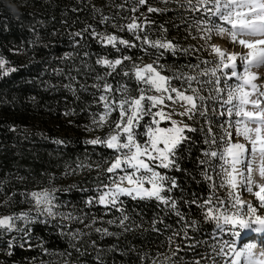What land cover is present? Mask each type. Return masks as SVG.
I'll use <instances>...</instances> for the list:
<instances>
[{"label": "trees", "instance_id": "16d2710c", "mask_svg": "<svg viewBox=\"0 0 264 264\" xmlns=\"http://www.w3.org/2000/svg\"><path fill=\"white\" fill-rule=\"evenodd\" d=\"M182 1L148 0L138 5L137 0H10L20 7L14 16L6 0H0V58L5 61L0 68V217H37L32 222L15 220L10 231L0 228L2 264H210L215 222L204 219L205 209L199 204L208 198L229 199L228 189L218 187L216 172L199 163L207 159L206 149L216 148L205 142L209 127L216 137L223 134L216 111L209 109L207 117H185L195 131L185 132L190 139L178 150L180 170L158 169L176 179L178 187L167 193L176 200V210L125 195L116 207L89 205L98 192L76 174L78 155L99 153L100 161L113 152L102 144L93 148L86 143L87 135H93L87 132L93 117L101 109L99 96L106 94L94 87L99 83L95 76H104L113 89L122 84L131 89L130 76L123 73L131 74L139 61L158 64L166 74L185 73L200 61L182 38L191 23ZM149 6L157 11L148 12ZM134 19L143 25L137 32L141 40L127 30ZM109 35L136 46L113 47L105 39ZM144 36L173 42L178 51L152 48L143 42ZM101 58L122 59V64L113 70L97 64ZM109 72L112 75L106 76ZM150 119L144 117L141 125ZM211 163L219 171L218 162ZM206 171L212 177L215 173L216 182L206 178ZM61 172L66 180L59 182ZM46 186H59L53 193L55 216L31 211V193ZM123 215L129 218L121 225ZM73 233L79 235L73 239Z\"/></svg>", "mask_w": 264, "mask_h": 264}, {"label": "snow or ice", "instance_id": "6c2138e0", "mask_svg": "<svg viewBox=\"0 0 264 264\" xmlns=\"http://www.w3.org/2000/svg\"><path fill=\"white\" fill-rule=\"evenodd\" d=\"M147 2L148 0H137L138 5H146ZM188 8L193 12L204 13V16L194 19L195 27L205 34V39L212 34L227 35L232 43H238L248 51L242 54H226L219 48H213L217 55L215 67L203 69L199 77L214 79L205 80L196 75L163 76L160 74L158 64H149L143 68L137 67L131 74L124 72V76L132 75L135 78L137 96L131 95L127 84L113 89L104 76L97 75V80H103L104 83H97L94 87L102 93L119 92L121 95L113 97L101 94L99 101L103 102L105 112L99 117V121L94 120L93 123L99 124L105 121L114 110L119 111V119L113 125L115 134L109 135L106 139L90 140L88 143L102 144L118 153L107 168V172L115 173L120 170L122 173L118 177L120 183L127 181L131 187H121L120 183L115 184L113 188L105 185V190L101 191L98 197L89 199L87 203L91 205L95 202L116 207L118 203L123 204L119 198L125 195L133 200H155L170 210H176V200L167 195L173 188L178 187L176 179L157 169L180 170L178 150L190 139L185 132H192L195 129L187 125L180 126L176 121H172L171 115L174 111L166 114L160 106L165 105V100L173 104L183 101L186 110L181 115L189 116V118L196 115L207 117L208 108L205 101L214 99L223 109L220 116H226L228 119L223 122L216 121L223 129L220 137L211 134L212 129L209 127L210 136L205 142L215 145L216 148L215 150L211 147L206 149L203 155L207 159L200 160L199 163L209 165L216 172V175L220 177L218 187L228 189L229 199L208 198L200 203L199 207L205 209V220L214 221L215 228L221 235L228 232L233 239L221 240L212 245L210 264H264V259L254 256L255 245L244 242L250 232L264 233V215L257 214V208L250 203L245 204L239 195L240 189L253 193V189L259 187L254 194L260 201V208H264V184L258 185L254 177L256 173L264 178V106H262L264 105V99H262L264 92H258L257 85L253 83L257 76L252 71V69L264 67V0H188ZM137 10L133 9V11ZM147 11L155 12L157 9L149 6ZM126 27L128 31L133 32L137 40L142 39L137 34L143 31L142 24H138L134 19ZM246 37L251 39H246ZM105 39L113 47L117 43L128 48L136 46L113 35ZM143 42L152 48L170 50L173 53L178 51L175 44L170 41H149L147 36H144ZM122 59L130 58L123 57ZM122 59L113 61L101 58L96 63L115 70L117 65L122 64ZM237 60L243 66L242 72L237 71ZM4 64L5 61L0 58V68ZM226 69L230 71H225ZM15 70L11 69V71ZM218 72L221 75H218ZM105 75H112V73ZM233 78L239 82L235 85L228 84L227 81ZM174 79L182 80L186 87H174L172 84ZM205 86H209L207 97L201 95ZM147 91H156L160 95L149 96L145 94ZM213 93L215 96L212 95ZM153 108L158 110L153 112ZM211 110L216 111V107L213 106ZM144 117H151V120L141 125ZM165 119L169 120L171 126L159 127L160 120ZM139 137H144V139L141 140ZM236 138H241L244 142H237ZM56 143L62 142L56 141ZM213 160L218 162L219 171H216L217 166L211 163ZM205 176L209 181L213 180L207 171ZM145 184L149 187H145ZM213 187L217 185L214 184ZM31 196L35 201L38 216L57 215L53 211L55 197L51 192H32ZM191 202L197 203V200L193 199ZM176 214L183 219L179 211ZM128 218L127 215H123L120 224L124 225ZM17 219L32 222L37 217H30L28 213L4 217L0 219V228L12 230L14 221ZM109 223H115V221H109ZM191 226H195V221ZM96 231L103 235H113L107 229L97 228ZM184 234L187 236V231ZM77 235L79 233H73L72 238L75 239ZM176 235L179 233L173 234V236ZM237 238L239 246H237ZM248 238L253 239L254 237ZM260 243L264 245V239ZM173 255H176L175 251Z\"/></svg>", "mask_w": 264, "mask_h": 264}, {"label": "rangeland", "instance_id": "374dc122", "mask_svg": "<svg viewBox=\"0 0 264 264\" xmlns=\"http://www.w3.org/2000/svg\"><path fill=\"white\" fill-rule=\"evenodd\" d=\"M181 8L183 10H185V12H187V14H186L188 16L187 18H189L188 22H191L188 25H186V27H185V30L188 29V33H185L183 35V37H182L183 41L186 44H188L190 47H192L200 55L201 58H200V61L196 65H193V66H198V67H196V68L190 67L185 73H181V72H177V71H170L169 73L166 74L162 70L159 69L161 75H163V76L196 75L199 77V73L202 72L203 69H205V68L210 69V68L215 67L214 61H217V55L214 53L213 48H219L222 52H224L226 54H233V53L242 54V53H246L248 51L246 48L239 45L238 43H235V44L232 43L230 41V38L227 35L219 36V35L212 34V35H210V37L208 39H205V34L201 31H199L195 27L196 21L194 19V18H199V17L204 16V13L191 11L188 8V0L182 1V7ZM246 39H251V38L246 37ZM207 61H211L212 63H205ZM149 64H153V63H151L150 61H146V60L139 61L133 66L131 73H134L135 69L137 67L143 68ZM237 65H238L237 71L242 72L243 66L240 64L239 60H237ZM225 71H230V70L226 69ZM252 71L257 76V78L253 81V83H255L257 85L258 92H264V67H261L259 69H252ZM218 75H221V73L218 72ZM199 78L205 79V80L214 79L212 77H199ZM95 80L97 82H99L100 84L103 83L101 80L100 81L97 80V76H95ZM238 82L239 81H237L235 78L227 81V83L231 84V85H235ZM130 83H131V89H130L131 95L137 96L138 95V92L136 91L137 82L132 75H130ZM172 84L174 87H177V88H181L182 86L186 87V85L184 84V82L182 80H175L174 79L172 81ZM141 86H143V85H141ZM145 94L149 95V96H159L160 95V93H158L156 91H147ZM187 94H190V93H187ZM106 95L118 97L121 94L119 92H113L111 94H106ZM201 95H204L205 97L209 96V86H205ZM212 95L215 96V93H213ZM253 98H255V96H253ZM262 99H264V98H262ZM101 104H102L101 109H100L99 113L93 117V121L94 120L99 121V117L101 115H103L105 112V109L103 107V102H101ZM205 105L208 108V110L212 109L213 106L216 107V113H217L218 117L222 119L220 122H223V121L228 119L226 116H224V117L220 116V112L223 109H221L219 107V104L217 103L216 100H214V99L206 100ZM262 106H264V105H262ZM160 107L163 108V111L166 114L174 111V114L171 115L172 121H176L177 124H179L180 126L187 125L185 123V117H187V116L181 115V113H184L186 110V105L183 101H180V102L173 104L171 101L165 100V105H161ZM157 110L158 109L155 108L154 112ZM118 119H119V111L114 110L106 118L105 121H103L99 124L93 123V121H92V126L90 127V130L87 131V132H91V134H93L90 136L87 135L86 143L88 144V146L95 148L94 146H98L99 144L93 145V144L88 143V141L94 140L97 138L106 139L109 135L115 134L114 129H113V125ZM157 119L159 120V117H157ZM158 126L159 127H169V126H171V124H170L169 120L165 119V120H160ZM236 141L237 142H244L241 138H236ZM111 150L113 151L111 153V158L106 157V156L105 157L102 156L100 161H99V157H98V156H100L99 153H97L98 155H96V156H94V154L87 155L84 153V154L78 155L75 159L76 166L78 168L76 171V174L80 178H83L84 184H88L89 186H93V188H95V190H97L98 195L100 194L101 191L105 190V188H104L105 185H107L108 188H113L115 186V184L120 183V181L118 179V177L120 175H122L120 170H117L115 173H108L107 172V168L111 165V163L114 161L115 157L118 155V153L116 151H114L113 149H111ZM92 152H94V151H92ZM157 171H159V170L157 169ZM254 177L257 180L258 185L264 184V178H261L256 173H254ZM58 178H60L59 182L62 180L64 181V180H66V174L62 173V177L59 175ZM218 178L220 181L219 176H218ZM216 180H217V178H216V175L214 173L213 181L216 182ZM120 186L124 187V188L131 187L127 183V181L120 183ZM57 187H59V186H46V187H43L41 189H36L34 192L49 191L53 194L55 192L54 189H57ZM145 187H149V185L145 184ZM258 190H259V187H256L253 189V193H248L245 189H240L239 195L241 196V199L245 202V204L250 203L254 207L258 206L259 210H264V208H260V201L254 194ZM53 203H54V201H53ZM256 204H259V205L256 206ZM31 211H34L37 213V209H36L34 200L32 202V210ZM257 214L264 215V214H261L259 212H257ZM44 215H47V214H44ZM4 217H7V216H1L0 219H2ZM250 234L251 233H248V236L245 237V241H244L245 243L253 241V239L246 241V239L248 237H250ZM256 234H258V233H256ZM258 235H260V234H258ZM212 236L214 238L215 243H218L221 240L233 239V237H231L230 233L225 232L221 235L217 231L216 228L213 229ZM257 239H258V237H257ZM262 239H264V238H262ZM256 241H259V240H256ZM260 241H259V243H260ZM238 242H239V239L237 238V243ZM237 246H239V244H237ZM0 264H2L1 261H0Z\"/></svg>", "mask_w": 264, "mask_h": 264}, {"label": "clouds", "instance_id": "9594fccd", "mask_svg": "<svg viewBox=\"0 0 264 264\" xmlns=\"http://www.w3.org/2000/svg\"><path fill=\"white\" fill-rule=\"evenodd\" d=\"M6 4H7L9 11L14 16H18L20 14V7H18L16 4L11 3L10 0H6ZM258 234H264V233H258ZM248 243L255 245V247L253 248L254 256L264 259V245H261L259 241H252Z\"/></svg>", "mask_w": 264, "mask_h": 264}, {"label": "bare ground", "instance_id": "6f19581e", "mask_svg": "<svg viewBox=\"0 0 264 264\" xmlns=\"http://www.w3.org/2000/svg\"><path fill=\"white\" fill-rule=\"evenodd\" d=\"M251 233V232H250Z\"/></svg>", "mask_w": 264, "mask_h": 264}]
</instances>
